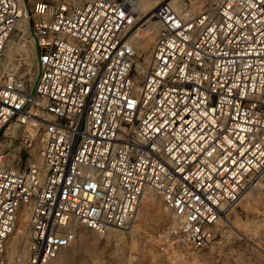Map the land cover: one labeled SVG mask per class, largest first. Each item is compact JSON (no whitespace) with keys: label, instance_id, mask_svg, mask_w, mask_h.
Masks as SVG:
<instances>
[{"label":"built area","instance_id":"2783aa9c","mask_svg":"<svg viewBox=\"0 0 264 264\" xmlns=\"http://www.w3.org/2000/svg\"><path fill=\"white\" fill-rule=\"evenodd\" d=\"M139 3L0 0V264H52L80 225L127 231L150 191L177 262L264 189V0L162 1L146 58ZM21 20L33 77L5 55ZM227 245V264H259L247 236Z\"/></svg>","mask_w":264,"mask_h":264},{"label":"rangeland","instance_id":"374dc122","mask_svg":"<svg viewBox=\"0 0 264 264\" xmlns=\"http://www.w3.org/2000/svg\"><path fill=\"white\" fill-rule=\"evenodd\" d=\"M20 34L16 33L10 39L13 41V48L18 42L20 44L23 41L22 39L17 41L19 36L24 38ZM24 44L25 48L23 47L22 51L14 48L8 55L10 57L7 58L16 70L24 65L25 70L28 69V72L32 73L34 70L32 46L28 41ZM137 52L140 57H144L139 49ZM227 218L238 220L243 225L249 226L251 229L246 236L248 238L254 236L255 240L264 246L262 240L264 238V189L248 191L229 210ZM168 223L169 215L161 199L150 191L141 198L136 215L127 231L111 230L107 235L99 236L80 225L76 240L61 250L52 264H227L225 255L228 250V239H236L241 235L236 234L224 222L211 246L199 252H189L183 260L172 262L164 257L157 247V233ZM241 242L244 240L242 239ZM254 252L260 258L259 264H264V256ZM240 259L238 256L236 264H243Z\"/></svg>","mask_w":264,"mask_h":264},{"label":"bare ground","instance_id":"6f19581e","mask_svg":"<svg viewBox=\"0 0 264 264\" xmlns=\"http://www.w3.org/2000/svg\"><path fill=\"white\" fill-rule=\"evenodd\" d=\"M162 1H167V0H140L139 7H138V11H139L138 14H139L140 20L134 26V28L130 31V35L133 39L134 46L144 54V58L147 57V55L150 51L152 42L154 40L155 30H156V21H155V18L153 16V11L155 10V7ZM200 9H201L200 6H198L197 11H199ZM142 21H143V23H141ZM23 25H24V20H21L20 24L18 26V29L21 31V34H22V35L21 34L20 35L24 36V38H27L26 37L27 32H26L25 27ZM29 41H30V39H29ZM30 42L32 43V41H30ZM13 45L14 44H13L12 40H10L7 43V46H6L7 48L5 49L7 56L10 53H12V50H14L15 47L13 48ZM26 55H27V53H26ZM8 57H10V56H8ZM27 72H28V70H27ZM28 73L31 77H33V74L31 72H28ZM247 193L248 192H246L244 195H246ZM145 194H147V193H145ZM145 194L143 196H145ZM222 219L225 221V223L229 226V228L231 230L236 232V234H238V233H239L238 235L241 234L240 236H246L247 233L249 232V230L251 229L249 226L243 225L238 220H229L227 218V214H224L222 216ZM20 220H22V221H20V223L17 226V231H16L17 234L14 238L15 243L16 242L19 243L20 238L18 236L20 234L26 233L25 220H27V215L23 214L22 217L20 218ZM249 239L253 241L254 246H256L258 248V250L261 251L262 255L264 256V246L262 244L258 243V241L255 240L254 236H251V238H249ZM262 240L264 241V238H262Z\"/></svg>","mask_w":264,"mask_h":264}]
</instances>
